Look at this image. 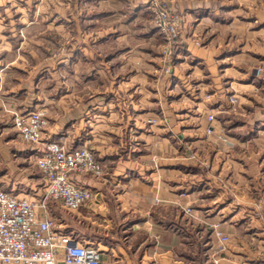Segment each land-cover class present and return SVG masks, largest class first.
<instances>
[{
	"label": "rangeland",
	"instance_id": "374dc122",
	"mask_svg": "<svg viewBox=\"0 0 264 264\" xmlns=\"http://www.w3.org/2000/svg\"><path fill=\"white\" fill-rule=\"evenodd\" d=\"M167 1L181 18L174 40L161 32L148 1L143 11L127 15L134 16L131 25L99 37L101 29L111 31L118 20L105 17L98 25L89 23L101 18L100 9H110L103 0H0V186L27 193L38 204L44 194L36 161L39 144L19 136L10 114L14 110H5L3 102H43L47 130L52 121L62 122L82 96L95 106L87 118L90 128L83 131L92 140L112 130L117 117H130L135 131V117L149 133L159 132L157 125L162 124L166 130L159 133L160 143L136 140L144 161L176 168L184 185L197 175L213 179L211 184L230 196L220 204L205 196L203 202L176 204L189 216L195 214L194 203L209 204L219 215L215 223L229 240L221 241L214 232V261L231 242L250 246L264 263V244L256 241L264 243V0ZM125 31L126 36L117 38ZM58 135L51 139L67 144V134ZM250 161L262 167L259 177L248 180L258 198L235 200V178L240 179L241 164ZM103 166L102 180L110 178ZM48 207L61 229H78L74 211L52 201ZM222 224L234 227L231 235Z\"/></svg>",
	"mask_w": 264,
	"mask_h": 264
},
{
	"label": "crops",
	"instance_id": "0c3cea01",
	"mask_svg": "<svg viewBox=\"0 0 264 264\" xmlns=\"http://www.w3.org/2000/svg\"><path fill=\"white\" fill-rule=\"evenodd\" d=\"M145 2L147 0H103V3H108L110 9H100L99 11L103 13L101 18L97 17L89 23L98 25L105 17L117 18L118 20L112 24L111 31L101 29L98 34L99 37H111L112 32L122 30L124 26L133 23L134 16L127 15L136 14L138 9L143 11ZM103 3L98 2L100 5ZM127 33L125 31L117 38L126 36ZM79 53L78 51L76 56ZM199 57L207 63L204 55ZM78 99L70 109L69 115L62 117V122H51L46 130V138H55L62 132L70 138L67 142L69 146L88 143L110 172V178L103 180L82 175L74 177L79 183L91 186L95 193L91 200L73 212L72 221L78 223V229L76 231L74 228L65 229L84 242L97 244L101 250L102 264H264L256 257L252 248H247L250 246L231 242L226 251L217 254L220 258L219 263L214 261L216 236L212 224L219 215L208 209L209 204L194 203L195 214L189 216L183 210L179 212L176 204L181 201L185 203L187 200L203 202L202 196L217 199L216 203L220 204L224 203L223 197L228 201L230 196L225 191H220V187L211 184L213 179L206 181L202 175H197L190 183L184 185L183 178H177L179 172L176 168L172 170L165 165L152 166V162L149 164L148 161H144L146 155L138 153L143 151L137 150L140 148L136 140L151 139L152 142L153 139H158L159 142L162 138L159 133L166 130L162 124L157 125L159 132L149 133L150 129L145 127L144 121L135 117L137 128L135 131L131 128L130 117L123 116L120 119L116 116L112 130L107 133L101 132L98 136L94 135L92 140L91 137H87L88 132L85 135L83 131L85 126L90 128L87 118L95 106L84 102L86 100L82 96H78ZM31 100L33 99L26 102H3L4 109L6 110L8 106L13 109L10 114L14 117L16 114L45 105L43 102ZM118 106L119 103L116 110ZM46 109L48 111V108ZM161 126L164 130H159ZM153 133L155 135H152ZM91 141L97 143L92 146ZM162 149L164 148L160 147L161 151ZM261 169L257 162L241 164L238 173L240 179L235 178L234 181L235 184L238 183L236 190H239L235 200L239 197L246 202L258 198L259 194L251 188L255 186L248 185V180L254 176L259 177ZM220 170L224 171V168ZM167 175H171V178H167ZM184 190L188 192L185 197ZM216 190L220 194L215 195ZM159 198L161 203L156 204ZM66 224L69 226L68 220ZM222 225L225 232L231 235L230 232H233L231 229L234 227L229 224ZM252 227L257 231L258 226ZM256 241L264 244L263 240Z\"/></svg>",
	"mask_w": 264,
	"mask_h": 264
},
{
	"label": "built area",
	"instance_id": "2783aa9c",
	"mask_svg": "<svg viewBox=\"0 0 264 264\" xmlns=\"http://www.w3.org/2000/svg\"><path fill=\"white\" fill-rule=\"evenodd\" d=\"M147 1L161 32L168 39H176L181 18L173 13L167 0ZM47 113L46 108L39 107L14 116L19 136L39 144L36 161L44 194L38 204L27 193L0 186V264H102L99 246L61 229L48 206L52 201L65 210H79L94 197L95 190L74 177L101 180L104 166L87 145L70 147L63 140L46 138ZM214 118V114L208 116L209 120ZM212 226L221 241L229 240L218 223Z\"/></svg>",
	"mask_w": 264,
	"mask_h": 264
}]
</instances>
